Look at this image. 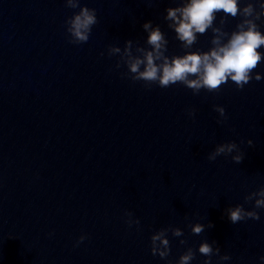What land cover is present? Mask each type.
Segmentation results:
<instances>
[{
  "label": "water",
  "instance_id": "95a60500",
  "mask_svg": "<svg viewBox=\"0 0 264 264\" xmlns=\"http://www.w3.org/2000/svg\"><path fill=\"white\" fill-rule=\"evenodd\" d=\"M181 2L79 0L96 10L97 23L88 41L72 44L67 21L79 6L0 0V264H177L188 249L190 264H205L201 241L212 245L211 264H261L264 61L252 70L260 80L197 93L135 80L121 55L127 40L134 55L151 47L145 20L163 32L166 55H183L188 49L165 19ZM249 3L259 12L258 0L240 7ZM249 18L264 32V14L220 11L191 50L213 47V28L228 34ZM230 141L232 153L207 159ZM236 205L259 219L230 222L227 209ZM125 210L139 228L125 224ZM158 231L170 241L166 259L149 250Z\"/></svg>",
  "mask_w": 264,
  "mask_h": 264
},
{
  "label": "clouds",
  "instance_id": "9594fccd",
  "mask_svg": "<svg viewBox=\"0 0 264 264\" xmlns=\"http://www.w3.org/2000/svg\"><path fill=\"white\" fill-rule=\"evenodd\" d=\"M258 3L259 12L251 3L241 8L240 0H182L178 6L166 9L165 19L169 21L168 26L174 30L177 39L188 49L183 55L169 57L165 54L167 41L159 26H153L151 20H145L141 25L147 32L146 42L151 47L137 48L139 55H134L129 49L131 41L127 40L121 55L125 58L133 79L143 80L149 84L155 82L160 87L179 82L197 93L202 88L213 92L222 84L231 81L236 88H242L251 79H262L260 72L252 70L257 67L258 62L264 61V51L259 50L264 49V32L253 19H244L236 25L235 30L228 34L213 28V32L220 34L212 39L214 46L207 51H196L191 48L197 39V34H203L212 27L218 12L222 11L232 17L237 16L238 13L244 17L255 16V19L259 20L260 15L264 14V0H258ZM67 4L71 7L79 6V11L67 21L66 32L70 37L69 42L80 44L88 41L92 26L97 23L96 10L87 5H80L79 0H67ZM225 35L227 38L223 39ZM120 52L119 47L111 49V53ZM213 108L221 116H225L223 106L213 105ZM187 113L192 116L193 110H187ZM248 143L251 145L253 142L249 139ZM236 147L234 141L220 143L208 153L207 159L212 161L218 155L232 153ZM242 158V154L232 157L236 162H240ZM258 197L255 205L264 208V189L260 190ZM227 216L232 223L241 221L245 217L259 219L258 213L245 211L241 205L228 208ZM122 218L129 227L136 225L139 228V219L135 218L130 211L125 210ZM203 230V224L197 223L192 226L195 234H200ZM173 234L180 236L181 230L175 229ZM86 235L82 233L77 237L74 246L85 240ZM169 245L170 241L163 231H158L149 237L150 252L161 259L169 256ZM198 251L205 257V264H211L209 258L213 252L212 245L208 241H201ZM194 255V251L188 249L179 255L177 264H190ZM224 259L227 260L230 257L225 256ZM258 260L264 264V255L259 256Z\"/></svg>",
  "mask_w": 264,
  "mask_h": 264
}]
</instances>
